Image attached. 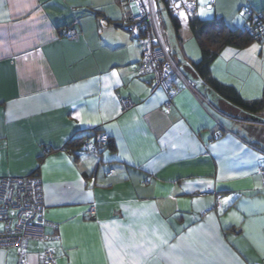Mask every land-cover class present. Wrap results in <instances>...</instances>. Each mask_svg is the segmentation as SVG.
I'll use <instances>...</instances> for the list:
<instances>
[{"label": "crops", "instance_id": "crops-1", "mask_svg": "<svg viewBox=\"0 0 264 264\" xmlns=\"http://www.w3.org/2000/svg\"><path fill=\"white\" fill-rule=\"evenodd\" d=\"M156 2L155 30L179 70L170 112L153 75L136 70L132 3L120 18L95 4L0 0V176L38 174L45 233L60 236L31 240L26 264H45L46 245L54 264H264V111L208 90L191 65L201 52L185 44L188 20L177 44ZM197 3L193 18L236 29L243 5L264 10V0ZM69 25L78 38L62 35ZM211 71L246 98L264 96V39L224 47ZM93 129L112 147H66ZM0 264H20L19 248H0Z\"/></svg>", "mask_w": 264, "mask_h": 264}, {"label": "built area", "instance_id": "built-area-1", "mask_svg": "<svg viewBox=\"0 0 264 264\" xmlns=\"http://www.w3.org/2000/svg\"><path fill=\"white\" fill-rule=\"evenodd\" d=\"M137 12L129 17L126 29L142 47V58L137 66L139 75L152 74L151 93L162 90L165 94L164 108L170 112L180 91L177 83L179 70L170 56L169 50L156 32V0H128ZM169 12L179 20H189L195 15L197 0H166ZM241 11L246 17L242 29L253 39H264V10L256 11L250 5H243ZM63 36L74 40L79 36L75 25L64 27ZM130 98H123L124 109L133 105ZM221 132L215 134L216 137ZM111 136L106 131L89 130L81 142L84 152L98 154L107 147ZM113 170L111 169L110 172ZM264 173V167L260 168ZM208 211V210H207ZM0 248L15 246L20 250V264L27 263L26 248L31 240L45 244L47 240L60 238L59 234L48 235L45 228L50 224L46 218V202L41 177L36 173L24 176H0ZM42 258L45 264L56 262V253L47 245L43 248Z\"/></svg>", "mask_w": 264, "mask_h": 264}, {"label": "trees", "instance_id": "trees-1", "mask_svg": "<svg viewBox=\"0 0 264 264\" xmlns=\"http://www.w3.org/2000/svg\"><path fill=\"white\" fill-rule=\"evenodd\" d=\"M170 15L178 32L181 26L180 20L174 17L171 13ZM188 24L201 51L200 59L198 61H192L191 65L199 79L204 83L208 90L216 96L227 100L232 105L251 114H259L263 112L264 96L246 98L235 86L222 82L215 77L211 71L213 61L219 56L224 47L229 45L242 47L253 39L252 36L244 31L242 27L239 29L231 28L224 22L218 23L216 18L192 17L188 20ZM88 132H85L83 136L71 138L66 147L70 151H83L80 149L79 145L82 138L88 134ZM107 147H112V138L107 144Z\"/></svg>", "mask_w": 264, "mask_h": 264}, {"label": "rangeland", "instance_id": "rangeland-1", "mask_svg": "<svg viewBox=\"0 0 264 264\" xmlns=\"http://www.w3.org/2000/svg\"><path fill=\"white\" fill-rule=\"evenodd\" d=\"M57 2L61 4H82L86 7L87 4H95V6L99 8H105L108 12V15L116 16L118 15L120 18L124 16L125 12L129 11V1L127 0H57ZM161 10L163 11V16L165 17L167 21V29L166 31L169 33V37H171L177 44H179V35L176 31V27L172 21V17L168 12V9L165 6V2L163 0H160ZM128 7V9H127ZM158 16V13L156 15V18ZM186 20H181V28L182 33H185L186 30L189 32V27L186 25ZM124 31V30H123ZM127 33V31H125ZM129 33V32H128ZM181 35V34H180ZM186 46L190 48L192 46V50L199 51V46L197 43V40L195 37H192V39L185 41ZM191 49V48H190ZM201 52V51H200ZM2 227V224L0 223V228Z\"/></svg>", "mask_w": 264, "mask_h": 264}, {"label": "snow or ice", "instance_id": "snow-or-ice-1", "mask_svg": "<svg viewBox=\"0 0 264 264\" xmlns=\"http://www.w3.org/2000/svg\"><path fill=\"white\" fill-rule=\"evenodd\" d=\"M253 48H255V45L253 46ZM113 75H115V73H113Z\"/></svg>", "mask_w": 264, "mask_h": 264}, {"label": "water", "instance_id": "water-1", "mask_svg": "<svg viewBox=\"0 0 264 264\" xmlns=\"http://www.w3.org/2000/svg\"><path fill=\"white\" fill-rule=\"evenodd\" d=\"M221 20H219V22H220Z\"/></svg>", "mask_w": 264, "mask_h": 264}]
</instances>
